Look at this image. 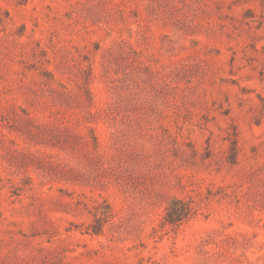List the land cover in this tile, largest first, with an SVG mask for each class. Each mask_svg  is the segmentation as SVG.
Masks as SVG:
<instances>
[{"label": "rangeland", "instance_id": "obj_1", "mask_svg": "<svg viewBox=\"0 0 264 264\" xmlns=\"http://www.w3.org/2000/svg\"><path fill=\"white\" fill-rule=\"evenodd\" d=\"M0 264H264V0H0Z\"/></svg>", "mask_w": 264, "mask_h": 264}, {"label": "trees", "instance_id": "obj_2", "mask_svg": "<svg viewBox=\"0 0 264 264\" xmlns=\"http://www.w3.org/2000/svg\"><path fill=\"white\" fill-rule=\"evenodd\" d=\"M165 220H166V221H168V222H173V221H174V219H172V218H171V215H170V216H168V218H167V217H165Z\"/></svg>", "mask_w": 264, "mask_h": 264}]
</instances>
